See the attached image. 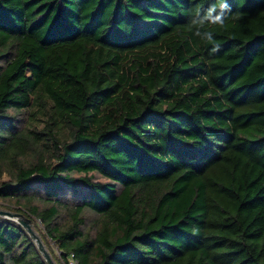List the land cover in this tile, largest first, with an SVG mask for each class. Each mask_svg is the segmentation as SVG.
<instances>
[{
	"label": "trees",
	"instance_id": "1",
	"mask_svg": "<svg viewBox=\"0 0 264 264\" xmlns=\"http://www.w3.org/2000/svg\"><path fill=\"white\" fill-rule=\"evenodd\" d=\"M210 2L0 0V203L57 264H264V0L216 52ZM0 264H47L4 217Z\"/></svg>",
	"mask_w": 264,
	"mask_h": 264
},
{
	"label": "clouds",
	"instance_id": "2",
	"mask_svg": "<svg viewBox=\"0 0 264 264\" xmlns=\"http://www.w3.org/2000/svg\"><path fill=\"white\" fill-rule=\"evenodd\" d=\"M228 16L240 18L232 12L229 0H211L206 8L195 11L189 21L190 28L201 40L212 45L211 51L216 52L220 45L215 41L211 27L223 28Z\"/></svg>",
	"mask_w": 264,
	"mask_h": 264
},
{
	"label": "water",
	"instance_id": "3",
	"mask_svg": "<svg viewBox=\"0 0 264 264\" xmlns=\"http://www.w3.org/2000/svg\"><path fill=\"white\" fill-rule=\"evenodd\" d=\"M0 217L8 218L11 220L16 221L19 223L22 227H24L29 234V236L32 238V240L35 242L39 252L41 253L43 259L47 264H55L53 261L51 255L49 252L44 248V245L39 238L38 235L34 233V231L31 228V220L29 218H25L21 213L19 212H12L10 210H2L0 209Z\"/></svg>",
	"mask_w": 264,
	"mask_h": 264
},
{
	"label": "rangeland",
	"instance_id": "4",
	"mask_svg": "<svg viewBox=\"0 0 264 264\" xmlns=\"http://www.w3.org/2000/svg\"><path fill=\"white\" fill-rule=\"evenodd\" d=\"M4 179H6V177H4ZM0 209H2V210H9L8 208H6L5 207V204H2V203H0ZM11 211V210H10ZM36 223H32L31 222V228H32V230L34 231V233L36 234V235H38L39 236V231H38V229L36 228V225H35ZM39 238H40V236H39ZM41 239V238H40ZM41 241H42V239H41ZM43 243V242H42ZM43 245H44V248L48 251V249L46 248V246H45V244L43 243ZM49 247H50V249H51V251H52V253H53V255H58V251H57V249L55 248V246L53 245V243L50 241V243H49ZM49 254H50V252H49ZM51 255V254H50ZM52 257V256H51ZM53 259V258H52ZM53 261H54V259H53ZM55 262V261H54ZM55 264H57L56 262H55ZM70 264H73V262H70Z\"/></svg>",
	"mask_w": 264,
	"mask_h": 264
}]
</instances>
